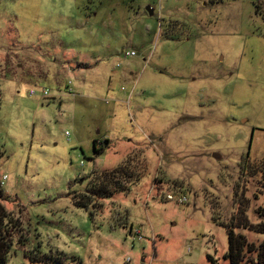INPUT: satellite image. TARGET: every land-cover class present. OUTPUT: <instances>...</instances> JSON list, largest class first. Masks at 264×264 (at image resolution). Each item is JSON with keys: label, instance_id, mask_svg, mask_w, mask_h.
Returning a JSON list of instances; mask_svg holds the SVG:
<instances>
[{"label": "rangeland", "instance_id": "374dc122", "mask_svg": "<svg viewBox=\"0 0 264 264\" xmlns=\"http://www.w3.org/2000/svg\"><path fill=\"white\" fill-rule=\"evenodd\" d=\"M213 1L0 0L9 264H230L239 203L264 224V0ZM127 158L142 181L76 204Z\"/></svg>", "mask_w": 264, "mask_h": 264}, {"label": "trees", "instance_id": "16d2710c", "mask_svg": "<svg viewBox=\"0 0 264 264\" xmlns=\"http://www.w3.org/2000/svg\"><path fill=\"white\" fill-rule=\"evenodd\" d=\"M223 1L225 0H215L213 3L217 4ZM260 8V5L256 7L257 13L262 11ZM109 143V140H105L104 142L101 140L94 141L95 153L101 154ZM0 156L3 157L4 154H0ZM130 160V158H127V161L123 162L119 167L112 171L108 170L104 172L95 180L92 179L88 186L90 192L79 197L80 199H78L76 204L85 208H88L90 205H93L94 208L100 207L98 201L101 198L113 196L115 193H126L128 191L127 185L131 183L136 185L142 181L147 174V163L143 159L137 167L132 168L133 166L129 165ZM255 170L254 167H251L249 173L254 175L256 173ZM1 181L2 179L0 180V264H9L14 248L15 234L22 230L20 223L11 216V213H9L4 205V202L8 201L9 196L4 192ZM244 202L245 200L239 203V212L234 217V220L229 224H224L229 234V253L224 255V260L230 264H264V241L259 246H255L254 244L250 245L243 234H237L235 232L236 229L244 228V230L264 235V224L254 225L248 222L246 208L241 207ZM260 211L261 215L264 216V211L261 208ZM216 219L214 218L213 221L218 223ZM253 255V258H249ZM26 257L35 263L49 264L50 262L48 256L41 254L30 257L27 255ZM210 260L214 262L212 258Z\"/></svg>", "mask_w": 264, "mask_h": 264}, {"label": "built area", "instance_id": "2783aa9c", "mask_svg": "<svg viewBox=\"0 0 264 264\" xmlns=\"http://www.w3.org/2000/svg\"><path fill=\"white\" fill-rule=\"evenodd\" d=\"M125 56H126V57H130V58H132V57H136L137 54H136V52H131V51H129V52H126V53H125ZM72 92H73V91L70 90V93H71V94H72ZM38 93H39V91L33 89V90H31L30 95H31V96H37ZM41 93H42L43 98H44L45 100H47V99L49 98V91L43 89V90L41 91ZM6 178H7V177H3L1 183H3V181L6 180ZM167 199L170 200V201H172V200H174L175 198H174L172 195H169V196H167ZM185 201H186V199H180L178 203H179V204H182V203H184Z\"/></svg>", "mask_w": 264, "mask_h": 264}, {"label": "crops", "instance_id": "0c3cea01", "mask_svg": "<svg viewBox=\"0 0 264 264\" xmlns=\"http://www.w3.org/2000/svg\"><path fill=\"white\" fill-rule=\"evenodd\" d=\"M81 66H83V64L82 65H78L76 68H72V70H74V73L90 69L89 68L90 67L89 63L87 65H85V67H83V68Z\"/></svg>", "mask_w": 264, "mask_h": 264}, {"label": "water", "instance_id": "95a60500", "mask_svg": "<svg viewBox=\"0 0 264 264\" xmlns=\"http://www.w3.org/2000/svg\"><path fill=\"white\" fill-rule=\"evenodd\" d=\"M149 12H150V15H151V16H154V11H153V10L149 9ZM215 158L219 159L218 156H215Z\"/></svg>", "mask_w": 264, "mask_h": 264}, {"label": "clouds", "instance_id": "9594fccd", "mask_svg": "<svg viewBox=\"0 0 264 264\" xmlns=\"http://www.w3.org/2000/svg\"><path fill=\"white\" fill-rule=\"evenodd\" d=\"M170 201V200H169Z\"/></svg>", "mask_w": 264, "mask_h": 264}]
</instances>
